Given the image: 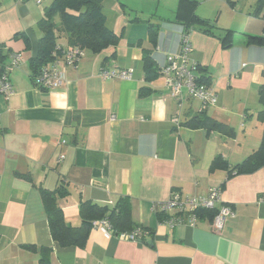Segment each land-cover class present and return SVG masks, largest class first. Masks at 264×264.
I'll return each mask as SVG.
<instances>
[{
    "label": "crops",
    "instance_id": "0c3cea01",
    "mask_svg": "<svg viewBox=\"0 0 264 264\" xmlns=\"http://www.w3.org/2000/svg\"><path fill=\"white\" fill-rule=\"evenodd\" d=\"M49 2L0 0V68L10 53L25 57L11 72L15 94H0V264H40L39 255L22 248L27 245L51 247L52 264H264V167L230 178L258 150L264 132L258 121L264 43L248 38H264L257 0L248 10L240 7L243 0H104L107 27L122 34L118 46L86 52L78 67L66 68L61 88L43 92L31 81L30 61L38 56V23ZM191 2L194 14L216 22L209 33L199 26L190 33L191 59L218 94L217 106L203 112L196 100L180 107L162 76L148 82L142 62L150 27L158 30L152 56L159 73L168 55L180 51L184 25L176 16L189 15ZM113 67L133 69V78L100 76ZM146 87L151 94L142 97ZM200 114L234 135L185 126ZM218 157L228 167L213 171ZM218 187L235 211L221 234L206 219L170 227L153 211L172 192L204 196ZM57 189L67 192L56 201L70 227L83 223L81 204L111 208L128 197L133 221L151 234L140 244L92 229L85 244L60 247L41 195Z\"/></svg>",
    "mask_w": 264,
    "mask_h": 264
},
{
    "label": "trees",
    "instance_id": "16d2710c",
    "mask_svg": "<svg viewBox=\"0 0 264 264\" xmlns=\"http://www.w3.org/2000/svg\"><path fill=\"white\" fill-rule=\"evenodd\" d=\"M103 2L104 0H52L51 4L44 9L43 18L38 23V28L42 33L39 41L38 56L30 61L33 85H35V78L41 73L42 69L54 61L53 52L60 39L65 40L68 47H79L93 55L101 54L118 46L122 34L112 32L107 27ZM191 3L192 11L190 10L189 15L182 12L176 16V21L184 25L183 31L191 33L199 26L204 28L206 33H209L216 28L215 21L206 20L194 14L193 7H195L196 2ZM262 12H264V0H257L255 15L260 16ZM149 30L150 47L143 50L142 62L146 80L153 82L160 75L152 56L153 50L157 46L158 30L153 27H150ZM248 38L249 43H264V38L262 37L248 36ZM223 42L225 43L226 41L224 40ZM26 45L29 49L30 41L28 39L26 40ZM198 75L202 83L210 85L205 70L200 65ZM150 94L151 89L147 87L141 91L142 97ZM258 96L259 103L262 106V110L258 114V121L264 126V85L260 87ZM203 114L192 118L185 126L191 129H204L208 134L217 131L228 136L234 135V131L230 127L220 124ZM227 167L228 165L223 161L222 157H218L214 160L211 170L226 169ZM262 167H264V132L258 150L241 165L235 167L230 172V178L234 175V171L238 175L252 173ZM41 195L48 215L52 238L60 247L66 248L85 244L89 233L93 229L92 223L104 218L109 219L117 233H131L137 229H143L147 234H151L133 221L131 199L128 197H120L111 208L94 205L89 202L81 204L80 216L83 219V223L79 228H74L67 225L65 215L58 207L56 201L58 195L66 196L67 192H63L61 189H57L54 192L41 190ZM198 214L200 220L206 219L211 222L216 211H200ZM22 248L39 255L40 264H52L51 247L27 245Z\"/></svg>",
    "mask_w": 264,
    "mask_h": 264
},
{
    "label": "built area",
    "instance_id": "2783aa9c",
    "mask_svg": "<svg viewBox=\"0 0 264 264\" xmlns=\"http://www.w3.org/2000/svg\"><path fill=\"white\" fill-rule=\"evenodd\" d=\"M24 1V0H22ZM42 4L44 0H35ZM193 46L190 33L183 31L180 39V51L168 55L166 63L160 69V76L165 80L167 92L172 99L179 101L180 107L185 99L196 100L202 104L201 111L218 104V94L213 86L202 83L199 80V64L191 59ZM8 65L0 68V94L10 98L15 94L14 84L11 80V72L18 68L25 57L21 52H13L9 55ZM86 56V51L79 47H68L57 43L53 52L54 61L44 67L35 78V87L43 92H53L64 85L66 81L65 70L67 67H78ZM133 69L103 68L100 76L104 79H118L129 81L133 78ZM179 117L174 123L179 125ZM64 159V156L61 157ZM223 188L210 189L204 196H186L179 192H172L170 198L163 202L154 203L153 211L159 215H165V223L170 227L181 224L196 226L200 221V211H216L210 222L211 229L216 234H221L228 219L235 216V211L229 205L223 203ZM93 229H100L106 235H116L124 241L143 243L147 232L137 229L131 233H117L109 219L104 218L92 223Z\"/></svg>",
    "mask_w": 264,
    "mask_h": 264
},
{
    "label": "rangeland",
    "instance_id": "374dc122",
    "mask_svg": "<svg viewBox=\"0 0 264 264\" xmlns=\"http://www.w3.org/2000/svg\"><path fill=\"white\" fill-rule=\"evenodd\" d=\"M252 1L254 0H243V2L241 3L240 7L243 8L245 7L246 10L250 9V6L253 4ZM50 5V2L49 3H45V5L43 6V8H46ZM206 5V4H205Z\"/></svg>",
    "mask_w": 264,
    "mask_h": 264
}]
</instances>
